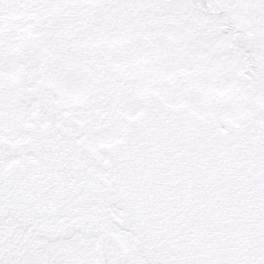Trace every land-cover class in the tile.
<instances>
[{
	"label": "snow or ice",
	"instance_id": "1",
	"mask_svg": "<svg viewBox=\"0 0 264 264\" xmlns=\"http://www.w3.org/2000/svg\"><path fill=\"white\" fill-rule=\"evenodd\" d=\"M0 264H264V0H0Z\"/></svg>",
	"mask_w": 264,
	"mask_h": 264
}]
</instances>
